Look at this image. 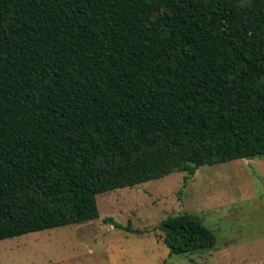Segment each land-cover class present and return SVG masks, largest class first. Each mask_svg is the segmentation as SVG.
<instances>
[{
	"label": "trees",
	"instance_id": "obj_1",
	"mask_svg": "<svg viewBox=\"0 0 264 264\" xmlns=\"http://www.w3.org/2000/svg\"><path fill=\"white\" fill-rule=\"evenodd\" d=\"M243 1L0 0V241L99 219L103 193L263 158L264 0ZM159 229L174 255L218 240L188 213Z\"/></svg>",
	"mask_w": 264,
	"mask_h": 264
},
{
	"label": "rangeland",
	"instance_id": "obj_2",
	"mask_svg": "<svg viewBox=\"0 0 264 264\" xmlns=\"http://www.w3.org/2000/svg\"><path fill=\"white\" fill-rule=\"evenodd\" d=\"M186 176L176 172L103 193L94 221L2 240L0 264H262L264 157L203 166ZM180 213L215 232L214 249L171 254L159 225Z\"/></svg>",
	"mask_w": 264,
	"mask_h": 264
}]
</instances>
